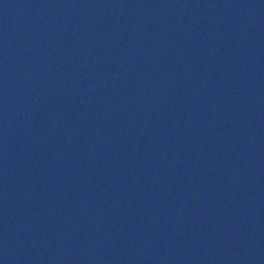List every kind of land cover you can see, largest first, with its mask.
Instances as JSON below:
<instances>
[{
	"label": "water",
	"instance_id": "95a60500",
	"mask_svg": "<svg viewBox=\"0 0 264 264\" xmlns=\"http://www.w3.org/2000/svg\"><path fill=\"white\" fill-rule=\"evenodd\" d=\"M0 264H264V0H0Z\"/></svg>",
	"mask_w": 264,
	"mask_h": 264
}]
</instances>
